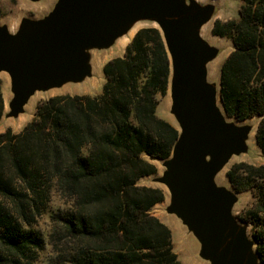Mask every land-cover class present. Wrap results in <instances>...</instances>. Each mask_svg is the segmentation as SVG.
Returning a JSON list of instances; mask_svg holds the SVG:
<instances>
[{
    "label": "trees",
    "instance_id": "obj_1",
    "mask_svg": "<svg viewBox=\"0 0 264 264\" xmlns=\"http://www.w3.org/2000/svg\"><path fill=\"white\" fill-rule=\"evenodd\" d=\"M239 1L237 18L211 28L233 46L219 68L220 99L237 120L259 117L264 158V0ZM102 73L98 95L41 99L19 132H0V264H31L44 247L34 228L44 214L46 264H181L170 229L151 213L163 191L138 184L157 172L147 158L168 157L178 135L156 114L169 76L158 29H138ZM3 109L0 83V118ZM225 177L251 194L238 217L264 263V163H234Z\"/></svg>",
    "mask_w": 264,
    "mask_h": 264
},
{
    "label": "water",
    "instance_id": "obj_2",
    "mask_svg": "<svg viewBox=\"0 0 264 264\" xmlns=\"http://www.w3.org/2000/svg\"><path fill=\"white\" fill-rule=\"evenodd\" d=\"M214 1L56 0L41 17H22L15 31L0 24V73L7 75L11 93L1 118L26 115V103L39 92L59 93L57 89L68 83L84 81L82 88L91 89L104 80L98 68L105 57L120 53L123 43L142 28H136L138 24L155 23L145 27L158 29L166 49L168 110L177 121L178 135L168 157L149 158L160 163V175L144 176L138 184L166 189L163 201L152 209L156 207L165 225L167 215L177 218L198 240L192 262L264 264L248 234L249 224L233 214L242 192L227 179L229 186L218 183L233 157L246 154L250 145L257 148L259 117H252L256 122L251 123L252 118L240 121L227 115L220 99V75L208 71L224 52L201 35L202 27L220 11Z\"/></svg>",
    "mask_w": 264,
    "mask_h": 264
},
{
    "label": "rangeland",
    "instance_id": "obj_3",
    "mask_svg": "<svg viewBox=\"0 0 264 264\" xmlns=\"http://www.w3.org/2000/svg\"><path fill=\"white\" fill-rule=\"evenodd\" d=\"M56 0H40L38 2H32L30 0H0V24H6L11 31H15L18 27V24L20 22V19L24 16L33 17V18H39L42 15H44L51 6L55 3ZM200 3H207L210 2V0H198ZM214 3L220 6V11L216 14V16L206 25H204L201 29V35L211 44L217 47L224 48L223 54L216 58L214 61H212L208 66V71L210 72V75L215 76L217 78V75L219 74V68L226 57V55L231 51V43L226 38H221L213 35L211 33V28L213 25V22L215 20H226L229 18H237V10L240 5L239 0H215ZM145 26H156L155 23L149 22H143L137 25L136 28ZM107 59V57H105ZM102 66V65H101ZM101 66H99L98 71L99 74L101 73ZM94 76H97L98 73L93 69ZM214 77L213 81L216 80ZM211 78V76L209 77ZM91 79V78H90ZM88 79V80H90ZM104 81V80H103ZM103 81H99L95 85L91 87V90L88 89L90 95H98L100 93V87ZM0 83H1V89H2V95H3V101H4V111L8 110L7 104L8 101L11 98V93L8 90L7 91V85H8V78L5 73H0ZM86 81L82 83H68L64 87L58 88L57 90L59 93H57L56 90H51L44 93H37L34 97L32 96L28 102L26 103L24 109L25 112L24 116L13 119V118H7L2 117L0 120V132L5 131L6 129H10L13 133L19 132L23 126L30 121L33 118L34 115V108L37 101L41 99H46L50 96L57 95V94H84V91H87L85 88H82V85H84ZM100 85V86H98ZM57 93V94H56ZM170 105V99L169 94L167 93L164 97L160 99V102L157 106L156 114L158 117L164 119L169 124H171L173 127L177 128V121L176 119L170 114L168 108ZM251 123H255L256 119L252 118L249 120ZM250 141L253 142V136H250ZM250 143V142H249ZM255 146L250 145L248 147V150L246 154H241L239 156L233 157L226 168L220 173V179L218 180V183L221 185L229 186L227 183L225 172L226 170L234 163L237 162H247L249 164L253 165H259L264 163V158L261 156V154L258 152L257 148ZM149 162L154 164L157 167V174L160 175V171L162 170V167L159 162L147 158ZM149 179V178H148ZM160 188L163 193L166 192V189L162 186H157ZM240 198L238 199L239 203L235 204L233 207V214L238 217L239 212L250 205L252 201L251 194L246 191L242 192L240 195ZM54 202H58L57 197H53ZM165 204V203H164ZM151 213L155 216L158 214L156 211V207L151 210ZM169 221H167L168 228L170 229L172 233V250L176 254L178 260L181 262V264H196L192 262V256L198 252L199 249V242L194 237V235L190 232H188L183 224L175 217L171 215L166 216ZM239 218V217H238ZM34 228L38 230L41 235L43 236V249L40 250L31 264H46V261L48 257L50 256V245L47 243V238L45 235V232L49 229V219L48 215L44 214L42 217L38 219V221L35 223ZM248 234L251 235V227L248 225Z\"/></svg>",
    "mask_w": 264,
    "mask_h": 264
},
{
    "label": "crops",
    "instance_id": "obj_4",
    "mask_svg": "<svg viewBox=\"0 0 264 264\" xmlns=\"http://www.w3.org/2000/svg\"><path fill=\"white\" fill-rule=\"evenodd\" d=\"M128 43H129V41L124 42L123 45H122V51H121L120 53H118V54L112 56V57H109L108 59L113 58V57H117V56H122V54H123V52H124V49H125V47H126V45H127ZM108 59H107V60H108ZM107 60L104 59V60L102 61V64H104ZM98 86H100V85H98ZM86 90H87V91H84V94H88V95H90V94H89L90 91H88V89H86ZM89 90H91V89H89ZM140 184L143 185L142 183H140ZM155 217H157L158 219H161L159 214L155 215ZM166 225H167V224H166ZM167 227H169V226L167 225ZM171 234H172V233H171Z\"/></svg>",
    "mask_w": 264,
    "mask_h": 264
}]
</instances>
